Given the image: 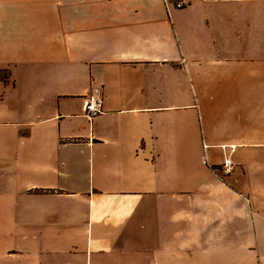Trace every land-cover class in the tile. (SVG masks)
Segmentation results:
<instances>
[{"label": "crops", "instance_id": "0c3cea01", "mask_svg": "<svg viewBox=\"0 0 264 264\" xmlns=\"http://www.w3.org/2000/svg\"><path fill=\"white\" fill-rule=\"evenodd\" d=\"M175 1L0 0L3 258L264 264V0Z\"/></svg>", "mask_w": 264, "mask_h": 264}, {"label": "rangeland", "instance_id": "374dc122", "mask_svg": "<svg viewBox=\"0 0 264 264\" xmlns=\"http://www.w3.org/2000/svg\"><path fill=\"white\" fill-rule=\"evenodd\" d=\"M165 1L167 2L168 0H165ZM180 1H182V5L180 6V7H182L185 4L184 0H176L175 3L180 2ZM6 79H8L7 67L0 66V80L5 81ZM2 91L3 90H2V88L0 86V98H4L5 97L4 95H2ZM84 98H85V96H84ZM1 103L2 102L0 101V112H4V108H3V105ZM224 160H223V162H224ZM221 165L218 167L219 169L213 170V172L214 173L217 172V171L220 172ZM1 217H3V215H2V212L0 211V264H15L14 261H16L17 264H19L20 262H21V264L26 263L25 258L22 257V256L20 257V254H17V253H16L17 254L16 258H10L9 260L3 258V257H5L4 251H8L11 248H14L16 250L17 247L19 246V244H18V236L17 235H12L11 236V235H9V234H7V233H5L3 231V227H2L3 219H1Z\"/></svg>", "mask_w": 264, "mask_h": 264}, {"label": "built area", "instance_id": "2783aa9c", "mask_svg": "<svg viewBox=\"0 0 264 264\" xmlns=\"http://www.w3.org/2000/svg\"><path fill=\"white\" fill-rule=\"evenodd\" d=\"M176 7H180L182 5V1L175 3ZM83 111L84 115L91 119L96 115L100 114L103 111V101L101 91L98 87H92L88 93L85 95L83 101ZM234 167V163L229 157H226L224 162L221 165L220 173L227 174ZM212 171L216 170L211 167Z\"/></svg>", "mask_w": 264, "mask_h": 264}]
</instances>
